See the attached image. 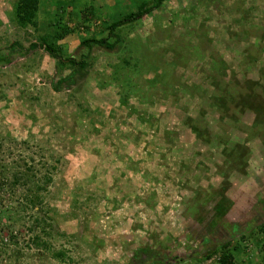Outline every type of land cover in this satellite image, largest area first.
<instances>
[{
  "label": "rangeland",
  "instance_id": "374dc122",
  "mask_svg": "<svg viewBox=\"0 0 264 264\" xmlns=\"http://www.w3.org/2000/svg\"><path fill=\"white\" fill-rule=\"evenodd\" d=\"M97 1L39 0L38 26L44 33L62 4L75 21L93 7L92 22L66 39L78 57L106 15L132 9L130 0ZM11 6L0 0V171L10 169L9 181L27 159L38 178L52 160L56 169L46 223L19 212L24 187L13 195L4 187L0 264H217L202 256L243 235L237 263L263 264L259 237L249 240L264 222V0H165L164 11L122 33L130 57L145 58L138 79L120 52L97 47L87 71L62 70L29 48L37 32L19 28ZM203 35L223 69L197 61ZM157 60L174 65L170 90L149 81L161 74L150 70ZM223 99L233 102L226 108Z\"/></svg>",
  "mask_w": 264,
  "mask_h": 264
},
{
  "label": "trees",
  "instance_id": "16d2710c",
  "mask_svg": "<svg viewBox=\"0 0 264 264\" xmlns=\"http://www.w3.org/2000/svg\"><path fill=\"white\" fill-rule=\"evenodd\" d=\"M70 1L73 2V0ZM164 2L165 0H130L132 9H128L127 6H125V9L117 8L114 12V16L109 15L108 19L106 15L105 21L101 23V26H103L101 35L85 38L82 40L79 46L76 48V51L82 48H84V51L80 52V54L78 53V57L69 53L66 39H68L70 35L75 32V30L80 29V26L92 22V20L95 18L93 7L83 8L81 10L80 19L75 21L71 12H67L65 9H63L64 4H62V6L54 9L55 18L53 21L49 22L48 27L44 29V33L43 28L38 26L39 0H12L11 9L14 22L19 28L25 31L32 28L35 32H37L36 41L31 43L29 48L31 50H43V52H45L49 58L53 59L62 70H65L66 68H72L75 71H87L88 68L91 67L92 59L89 56L90 50H92L94 47H97L105 53H112L114 55H117L120 52V61L122 64L127 66V72L132 76V78L136 77L138 79L141 78V76H143L145 73V69L143 67L145 58L138 57L140 58V60H138L135 57H130L129 51H127L129 49L124 48L126 44L123 45V34L128 32H136V30H139V28L143 26V20L145 17L153 16L164 11ZM68 15L71 17L70 19L73 22L72 26H69L67 23H65ZM206 37L207 36L204 35L203 38L201 36L196 37L198 47L194 48L192 52L197 56V61L199 60L204 62L202 64L198 62L197 64H200L201 66L211 70L214 69L216 71L223 69V66H226L224 62H220V60H218L216 63L215 60L212 59V53H207L205 46ZM12 45L15 47V42ZM169 51L174 57L177 58L175 47H170ZM141 60L143 62H141ZM156 62L159 65H155V67L150 68L151 73L157 72L156 74H161L158 75L157 78H150L149 81L150 83L154 82L152 85L158 84L162 86L164 84L165 87H168L170 90L173 88V82H175V79L172 77L174 65L165 61L161 63V61L157 60ZM159 69H161V72H158ZM73 77L74 72L72 71L69 76L60 79L57 83V87L55 88L58 89V85L63 82L69 83L68 81L73 80ZM232 102L233 101H231V99H223V101L220 100V105L226 104L225 107L227 108V106L229 104L231 105ZM188 126L192 133H197L198 129L196 124ZM227 137V135L222 136V138ZM203 140L207 141V136H205ZM3 142L4 141L0 139V149H2ZM27 148L31 149L32 153L41 158L44 156L43 149L41 147H36L34 149L33 146H28ZM31 161L33 160L27 159V161L24 162L25 172L23 173L14 171L9 181L5 180L4 175L6 172L10 171V169L7 171H0V199L5 186H7V190L5 192L12 195L16 193V191L20 189L21 186L24 187L22 197L20 198L21 200L17 202V205H19V212H21L23 216L25 215V217L27 215L30 219L33 218L31 220H33L34 223H39L42 221L46 223L45 215H47L50 206L45 204V193L47 192L48 186L52 182V175H50L49 171L56 169V166L52 165L53 160L51 161L52 164H43L45 167H47V172H45L41 178H38V174L35 172L36 170L34 166H32ZM58 162L59 159H57V163ZM2 168L3 166L0 167V169ZM16 211L18 212L17 208ZM8 212L9 211L0 209V216L4 215V213L8 214ZM192 212L193 208L191 207L189 213ZM16 219L19 220V217ZM29 230L33 231V228H29ZM250 237L251 238L249 241L251 242H254L259 237V239H257L259 245L258 250L263 255L264 264V222L258 225L256 230L251 232ZM38 238L39 237L36 236L32 239L36 245ZM244 240L245 236L243 235L233 245H231V242H227L220 248L209 250L202 256V258L211 259L215 257L217 264H238L237 262L239 260V255L243 252L245 247ZM241 241H243L244 246L240 244ZM56 256L58 259L63 260L65 257L64 250L59 251ZM151 264H161V262H152Z\"/></svg>",
  "mask_w": 264,
  "mask_h": 264
},
{
  "label": "crops",
  "instance_id": "0c3cea01",
  "mask_svg": "<svg viewBox=\"0 0 264 264\" xmlns=\"http://www.w3.org/2000/svg\"><path fill=\"white\" fill-rule=\"evenodd\" d=\"M97 2H102L103 4H106V0H98ZM99 3H97L96 5H99ZM102 6H99V7H97V10L99 9L100 10V8H101Z\"/></svg>",
  "mask_w": 264,
  "mask_h": 264
}]
</instances>
